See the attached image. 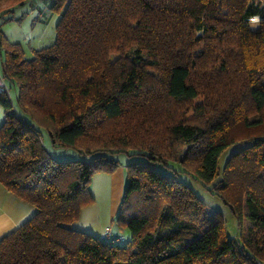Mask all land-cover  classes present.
I'll use <instances>...</instances> for the list:
<instances>
[{"label":"trees","instance_id":"1","mask_svg":"<svg viewBox=\"0 0 264 264\" xmlns=\"http://www.w3.org/2000/svg\"><path fill=\"white\" fill-rule=\"evenodd\" d=\"M52 1L54 39L31 57L0 31L19 110L0 93V183L36 207L0 238V264H264V0ZM40 130L93 158L53 159ZM128 151L144 157L125 164L126 244L70 228L92 175L120 164L103 153ZM172 163L228 207L238 239L156 167Z\"/></svg>","mask_w":264,"mask_h":264},{"label":"crops","instance_id":"2","mask_svg":"<svg viewBox=\"0 0 264 264\" xmlns=\"http://www.w3.org/2000/svg\"><path fill=\"white\" fill-rule=\"evenodd\" d=\"M24 2L30 3L32 13H35L36 10L38 12L37 17L34 18L35 25L37 23L41 25L45 22L46 25H41L39 28L41 36L44 35L45 28H48L47 25L54 26L60 17L58 12L51 10L52 0H25ZM9 8L0 11V17L3 11L9 10ZM6 38L8 39V37ZM8 40L11 41L10 39ZM0 63V71H2L1 53ZM3 121L4 113L0 107V126ZM127 162H120L118 167L111 173L97 172L92 175L89 190L94 201L81 208L79 218L68 224L70 228L85 231L94 237L104 239L103 228L109 225L112 237L119 238L118 243L121 244L128 239L129 234L122 232L120 230L121 227H117L115 223L127 181L125 169ZM35 212V205L8 190L0 183V238L16 229Z\"/></svg>","mask_w":264,"mask_h":264},{"label":"rangeland","instance_id":"3","mask_svg":"<svg viewBox=\"0 0 264 264\" xmlns=\"http://www.w3.org/2000/svg\"><path fill=\"white\" fill-rule=\"evenodd\" d=\"M10 3V2H9ZM6 0L0 1V7H5L9 5ZM264 6V4H263ZM36 9V8H35ZM32 8L29 2H24L18 5H13L9 8V10L3 11L2 16L0 17V31L3 33L4 36L8 37L11 41H16L21 43L23 48L25 49V56L31 57L33 55V49H38L41 47H45L46 45L50 44L53 41L54 37V26L48 24L45 28L44 35H40V26L46 25L45 22L40 25L33 21L35 17H37L38 12L37 10L35 13H32ZM251 26H255V23L259 20L258 16L251 17L250 19ZM43 29V28H42ZM0 70H1V63H0ZM6 84L8 87V92L6 93L12 104L14 105V109L18 112V106L16 101V94L17 89L13 87L12 83L9 80H6ZM248 121L255 119L252 116H249ZM237 131L239 129H236ZM41 136L43 138V142L48 149L49 153L53 157V159L58 161H69V160H90L93 156L86 157L83 154L79 153L78 150L72 147H64V146H51L48 140V133L45 130H40ZM238 133V132H237ZM240 145H232L225 149L223 153L219 157V165L222 166L228 157V155L235 149L239 148ZM107 156H112L114 159L120 162H131L133 160L143 159L139 153H135L134 151H128V153H103ZM127 162V163H128ZM172 168L175 171L171 170L170 168H165L157 165L156 167L166 173L175 175L179 180L183 183L187 184L191 189L197 194V196L203 201L206 205V217L212 218L214 212H219L224 218V227L225 232L229 238L238 239V229H237V222L236 218L233 213L228 209L226 205L222 203L220 198L210 192V190L204 185L191 173L184 172L179 167L178 164L172 163ZM244 225H248L249 222L244 220ZM119 227V226H117ZM119 229V228H118ZM120 230L123 232H127L128 230L125 227H121ZM126 241H123L122 245L126 244Z\"/></svg>","mask_w":264,"mask_h":264},{"label":"built area","instance_id":"4","mask_svg":"<svg viewBox=\"0 0 264 264\" xmlns=\"http://www.w3.org/2000/svg\"><path fill=\"white\" fill-rule=\"evenodd\" d=\"M252 17H254V16H252ZM5 74L6 73H5L4 70L0 71V93H7L8 92V87H7V84H6ZM103 233H104V237L106 239H109L112 242H118L119 241V238L112 237V235H111V227L109 225L105 226L103 228Z\"/></svg>","mask_w":264,"mask_h":264}]
</instances>
